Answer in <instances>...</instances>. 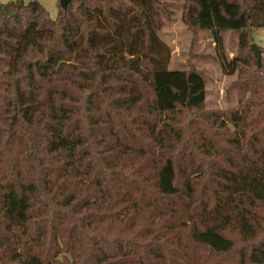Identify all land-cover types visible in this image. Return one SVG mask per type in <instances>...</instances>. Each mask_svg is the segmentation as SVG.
Instances as JSON below:
<instances>
[{
	"label": "trees",
	"instance_id": "trees-1",
	"mask_svg": "<svg viewBox=\"0 0 264 264\" xmlns=\"http://www.w3.org/2000/svg\"><path fill=\"white\" fill-rule=\"evenodd\" d=\"M178 1L0 3V264H264V0ZM173 6L248 50L236 110L168 69Z\"/></svg>",
	"mask_w": 264,
	"mask_h": 264
},
{
	"label": "rangeland",
	"instance_id": "rangeland-1",
	"mask_svg": "<svg viewBox=\"0 0 264 264\" xmlns=\"http://www.w3.org/2000/svg\"><path fill=\"white\" fill-rule=\"evenodd\" d=\"M11 0H0L7 3ZM42 1L48 8L52 19H55L59 11L58 0ZM24 3L30 0H23ZM181 1L179 0L178 3ZM181 9L173 6L171 16L158 33V37L169 47L171 56L168 69L187 70L194 69L201 72L205 78V110L229 111L238 108L239 95L237 82L240 73L251 72L254 69L251 55L240 44L239 36L234 32L222 34V47L220 51L209 31H190L182 22ZM250 35V34H249ZM248 41L251 48L255 44L260 50L261 66H264V29L254 30ZM253 56V52H252ZM234 61L237 70L230 74L227 63ZM256 63V61H255Z\"/></svg>",
	"mask_w": 264,
	"mask_h": 264
},
{
	"label": "water",
	"instance_id": "water-1",
	"mask_svg": "<svg viewBox=\"0 0 264 264\" xmlns=\"http://www.w3.org/2000/svg\"><path fill=\"white\" fill-rule=\"evenodd\" d=\"M67 4H68V0H60V2H59L60 8L63 9V10L66 9ZM251 50H252L254 58L256 60L257 67H260L261 57H260L259 48L255 44H252L251 45Z\"/></svg>",
	"mask_w": 264,
	"mask_h": 264
},
{
	"label": "crops",
	"instance_id": "crops-1",
	"mask_svg": "<svg viewBox=\"0 0 264 264\" xmlns=\"http://www.w3.org/2000/svg\"><path fill=\"white\" fill-rule=\"evenodd\" d=\"M11 1H14V0H11ZM32 1H37V0H30V2ZM54 1V0H53ZM38 2V1H37ZM29 3V2H28ZM27 4V3H26ZM40 4L45 7L46 9L48 8L42 1H40Z\"/></svg>",
	"mask_w": 264,
	"mask_h": 264
}]
</instances>
